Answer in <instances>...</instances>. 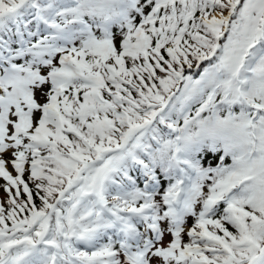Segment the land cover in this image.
<instances>
[{
    "label": "snow or ice",
    "instance_id": "obj_1",
    "mask_svg": "<svg viewBox=\"0 0 264 264\" xmlns=\"http://www.w3.org/2000/svg\"><path fill=\"white\" fill-rule=\"evenodd\" d=\"M0 264H264V0H0Z\"/></svg>",
    "mask_w": 264,
    "mask_h": 264
},
{
    "label": "trees",
    "instance_id": "obj_2",
    "mask_svg": "<svg viewBox=\"0 0 264 264\" xmlns=\"http://www.w3.org/2000/svg\"><path fill=\"white\" fill-rule=\"evenodd\" d=\"M0 183H2V182H0ZM0 193H2V189H0Z\"/></svg>",
    "mask_w": 264,
    "mask_h": 264
}]
</instances>
